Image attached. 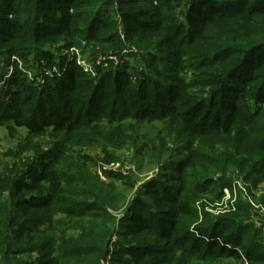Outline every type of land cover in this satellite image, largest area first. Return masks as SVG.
Returning a JSON list of instances; mask_svg holds the SVG:
<instances>
[{"label": "rangeland", "instance_id": "1", "mask_svg": "<svg viewBox=\"0 0 264 264\" xmlns=\"http://www.w3.org/2000/svg\"><path fill=\"white\" fill-rule=\"evenodd\" d=\"M187 4L161 8L162 30L145 31L134 22L138 17L150 18L147 0H88L69 10L74 19L62 23V34L37 40L0 36V99L9 100L17 91L25 99L19 104L24 113H47L50 104L43 86L51 81L48 84L54 90L60 82L53 77L64 75L72 65L90 78L94 73L97 83L111 69L129 73L133 84L151 79L148 76L169 82L166 64L176 50L187 47L181 76L188 82L201 80L204 73L214 70L197 69L203 53L187 43L176 48L181 38L173 37L174 29H169L180 21L186 25ZM216 4L213 1L210 6ZM2 11L5 7L0 0ZM97 13L104 25L92 23ZM52 17L44 24L55 28L60 16L52 13ZM22 31L10 33L14 36ZM249 67L247 63L238 75L243 76ZM14 71L20 73L12 83ZM254 73L259 83L264 67ZM199 85L191 92H198ZM59 88L61 96L66 93L67 87L60 84ZM57 104L54 100L55 108ZM181 117L183 121H146L135 116L111 121L93 115L88 122L78 121L81 135H72L52 126L33 134L26 126H16L11 116H0V264H133L132 255L141 245L151 248L148 264H191L195 258L171 246L158 234V226L153 232L137 228L145 217H165V209L154 208L157 188L170 191L181 183L191 188L197 181L202 190L192 189L199 195L193 203L198 213L195 224L205 218L233 216L232 230L240 225L246 230L245 246L236 248L241 258H210L204 260L206 264H264L262 259L255 260L257 248L264 257V152L259 148L264 137V103L256 107L253 119L234 121L230 134L191 133L184 120L194 117ZM54 170L66 173L74 183L62 184L63 200L39 198L38 191L46 190L48 173ZM39 172L43 179L37 177ZM88 191L94 196H87ZM85 202H94L93 213L102 217L74 214L84 209L79 205ZM244 213L249 215L244 218ZM108 214L117 219L109 239L104 235L107 227L112 228ZM195 236L198 244L205 243L207 234ZM93 237L99 238L94 241ZM247 253L250 260H245Z\"/></svg>", "mask_w": 264, "mask_h": 264}, {"label": "trees", "instance_id": "2", "mask_svg": "<svg viewBox=\"0 0 264 264\" xmlns=\"http://www.w3.org/2000/svg\"><path fill=\"white\" fill-rule=\"evenodd\" d=\"M2 1L5 11L0 12V36L9 38L30 36V39L34 40L49 37L50 34H62L64 32L62 23L74 19L73 13L69 10L77 9L88 3V0ZM209 1L147 0L151 6V10H148L150 18L143 20L138 17L134 21L139 29L145 31L162 30L164 14L161 8L171 6L172 3H176V8H178L181 4L188 3L186 13H184L186 25L180 21V23H172L169 29H174L173 37L177 35L176 38H181L176 42V48H182L181 45L187 43V46L194 49L199 48L203 53L201 65H196L197 69L201 66L200 68L214 70L204 73L200 77L201 80L188 82L181 76L186 63L184 58L189 53L188 48L190 47L185 50H176L175 55L173 54L166 64L165 69L171 74L169 82L144 74L151 79L144 78L139 83L133 84L129 73L111 69L97 83L96 80L88 77L79 66L72 65L64 75L53 77V81L60 82L54 90L51 89V84H48L51 81H47L43 86L47 92L45 94V97H48L47 104H50L47 105L50 108L49 112L40 111L36 115L34 112L24 113L19 108V104L25 103V99L23 101L19 92L15 91L11 99H0V116H11L16 126H26L28 131L34 132L33 134L44 132L52 126L59 133L81 135L83 130L77 125L78 121L88 122L93 115L94 118L107 117L111 121L134 116L146 121H160L166 118L183 121L181 116L185 115L188 118L194 117L190 121L184 120L191 133L200 136L219 131L230 134L234 121L245 123L253 119L256 107L264 103V77L257 83L255 82L257 73H254L257 69L264 67V0ZM213 1L217 4L210 6ZM52 13L60 16L57 20L60 24L55 28L44 24L47 20L53 19ZM92 23L98 26L105 24L98 13L92 17ZM183 28L185 32L181 30ZM15 30L23 31L12 36L13 32H10ZM192 41L190 45L189 42ZM247 63L251 67L244 72L243 76H239L238 72L243 71ZM17 72L20 73V71H14L13 81L10 82L14 83ZM104 79L107 81H103ZM92 82L97 84H91ZM60 84L67 87L66 93L62 96L60 95ZM196 84H201L199 91L192 93L191 90ZM42 95L44 96V93ZM100 95H102L101 99H99ZM38 99L41 103L42 98L38 97ZM54 100L56 104L58 103L56 108ZM252 104L255 106L253 111ZM260 145L259 148L264 152V137ZM43 176L41 172L37 175L39 179H43ZM47 179L48 187L44 192L38 191V196L39 198L45 197L49 201L63 200L59 192L64 190L62 184L70 186L74 183L72 177L56 170L50 171ZM181 184L170 191L157 188L158 196L154 201V208L165 209L163 211L165 217L158 216L156 220L152 215L145 217L137 229L153 232L156 231L155 226H158V234L166 238L171 246L195 258L191 264L199 262L206 264L208 261L204 260L210 258H241L236 248L245 246L243 243L245 226L240 225L242 228L232 230L236 217L223 215L205 218L201 220V223L195 224L198 220V213L193 203L198 200L199 195L192 189L196 187L197 190H202V186L198 181L193 183L191 188H188L185 183ZM87 196L94 195L88 191ZM93 198L95 201L104 203L100 197L97 200ZM93 204L94 202H85L79 205L84 209L74 210L78 212L74 214L86 213L96 218L102 217L93 213L96 212V209L92 207ZM70 210L73 212L72 209ZM248 215L249 213L241 214L244 218ZM106 220L112 223V228L107 227L104 234L108 235L107 239H109L117 219L114 215L108 214ZM230 228L232 231L227 232ZM196 233L207 234L204 244H198ZM118 235L125 236L126 233ZM98 238L93 237V240L97 241ZM139 248L132 255L133 264H140V262L148 264L146 256L151 253V248L146 245H141ZM259 249L255 250V260H264L263 253ZM78 250L80 247L76 248V251ZM245 258V260L251 259L249 253L245 255Z\"/></svg>", "mask_w": 264, "mask_h": 264}, {"label": "built area", "instance_id": "3", "mask_svg": "<svg viewBox=\"0 0 264 264\" xmlns=\"http://www.w3.org/2000/svg\"><path fill=\"white\" fill-rule=\"evenodd\" d=\"M95 74L91 72V78L95 80Z\"/></svg>", "mask_w": 264, "mask_h": 264}]
</instances>
